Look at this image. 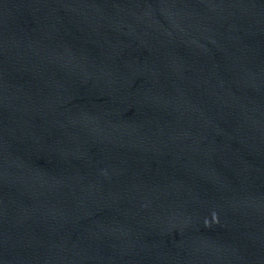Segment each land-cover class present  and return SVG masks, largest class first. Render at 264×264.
I'll list each match as a JSON object with an SVG mask.
<instances>
[{"label": "water", "instance_id": "water-1", "mask_svg": "<svg viewBox=\"0 0 264 264\" xmlns=\"http://www.w3.org/2000/svg\"><path fill=\"white\" fill-rule=\"evenodd\" d=\"M0 264H264V0H0Z\"/></svg>", "mask_w": 264, "mask_h": 264}]
</instances>
